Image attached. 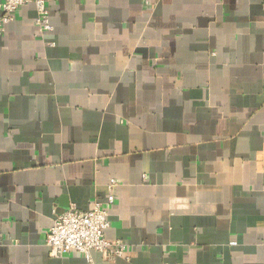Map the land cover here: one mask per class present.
<instances>
[{"label":"crops","instance_id":"0c3cea01","mask_svg":"<svg viewBox=\"0 0 264 264\" xmlns=\"http://www.w3.org/2000/svg\"><path fill=\"white\" fill-rule=\"evenodd\" d=\"M47 3L0 37V264H87L45 237L112 179L94 264H264V0Z\"/></svg>","mask_w":264,"mask_h":264},{"label":"built area","instance_id":"2783aa9c","mask_svg":"<svg viewBox=\"0 0 264 264\" xmlns=\"http://www.w3.org/2000/svg\"><path fill=\"white\" fill-rule=\"evenodd\" d=\"M144 8H150V0H141ZM35 7L34 25L40 36L52 32L47 0H2L0 2V37L6 26L14 20V14L21 7ZM118 183L110 180L107 185V196L103 200L94 197L91 208L80 211L74 206L57 214L48 230L44 245L51 258H62L72 252L81 254L87 264H94L91 254L98 253L107 262L118 259L129 261L126 255L127 245L120 240L110 241L105 232L109 228V208L115 202V188Z\"/></svg>","mask_w":264,"mask_h":264}]
</instances>
